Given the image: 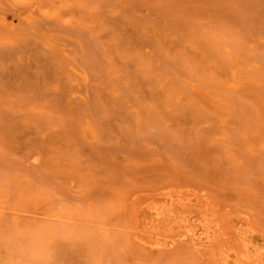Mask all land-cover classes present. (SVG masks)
<instances>
[{
  "label": "rangeland",
  "instance_id": "obj_1",
  "mask_svg": "<svg viewBox=\"0 0 264 264\" xmlns=\"http://www.w3.org/2000/svg\"><path fill=\"white\" fill-rule=\"evenodd\" d=\"M166 183L264 232V0H0V264H208L134 245Z\"/></svg>",
  "mask_w": 264,
  "mask_h": 264
},
{
  "label": "bare ground",
  "instance_id": "obj_2",
  "mask_svg": "<svg viewBox=\"0 0 264 264\" xmlns=\"http://www.w3.org/2000/svg\"><path fill=\"white\" fill-rule=\"evenodd\" d=\"M199 188L166 183L139 196L136 205L131 199L133 244L142 250H172L187 243L208 264H264L261 227L246 211H234Z\"/></svg>",
  "mask_w": 264,
  "mask_h": 264
}]
</instances>
